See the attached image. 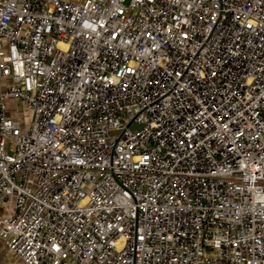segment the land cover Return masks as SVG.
Instances as JSON below:
<instances>
[{
    "label": "built area",
    "instance_id": "2783aa9c",
    "mask_svg": "<svg viewBox=\"0 0 264 264\" xmlns=\"http://www.w3.org/2000/svg\"><path fill=\"white\" fill-rule=\"evenodd\" d=\"M2 249L264 264V0H0Z\"/></svg>",
    "mask_w": 264,
    "mask_h": 264
},
{
    "label": "rangeland",
    "instance_id": "374dc122",
    "mask_svg": "<svg viewBox=\"0 0 264 264\" xmlns=\"http://www.w3.org/2000/svg\"><path fill=\"white\" fill-rule=\"evenodd\" d=\"M9 106V112L12 116L16 118H20L23 120H27V118L30 116V112L26 110L24 106H16L13 101H10ZM0 264H21L19 259L12 254L9 253V251L2 249L0 250Z\"/></svg>",
    "mask_w": 264,
    "mask_h": 264
}]
</instances>
